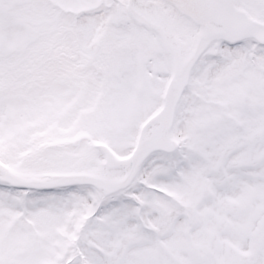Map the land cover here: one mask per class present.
Masks as SVG:
<instances>
[{
	"label": "snow or ice",
	"instance_id": "snow-or-ice-1",
	"mask_svg": "<svg viewBox=\"0 0 264 264\" xmlns=\"http://www.w3.org/2000/svg\"><path fill=\"white\" fill-rule=\"evenodd\" d=\"M0 264H264V0H0Z\"/></svg>",
	"mask_w": 264,
	"mask_h": 264
}]
</instances>
